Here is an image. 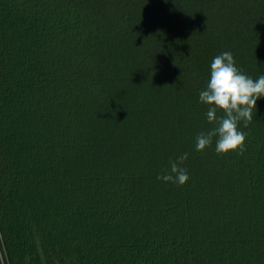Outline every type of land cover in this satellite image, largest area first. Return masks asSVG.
Returning a JSON list of instances; mask_svg holds the SVG:
<instances>
[{"label":"trees","instance_id":"1","mask_svg":"<svg viewBox=\"0 0 264 264\" xmlns=\"http://www.w3.org/2000/svg\"><path fill=\"white\" fill-rule=\"evenodd\" d=\"M222 51L264 74V0H0V264H264V98L194 148Z\"/></svg>","mask_w":264,"mask_h":264},{"label":"clouds","instance_id":"2","mask_svg":"<svg viewBox=\"0 0 264 264\" xmlns=\"http://www.w3.org/2000/svg\"><path fill=\"white\" fill-rule=\"evenodd\" d=\"M261 98H264V74L253 79L237 67L231 51L215 55L209 64L207 82L198 92V102L206 105L204 117L211 127L196 133L195 150L203 151L214 144L217 154L243 151L247 133L239 125L243 122L246 127L253 119V110ZM188 156V152H183L170 159L156 179L184 185L189 180L184 166Z\"/></svg>","mask_w":264,"mask_h":264}]
</instances>
